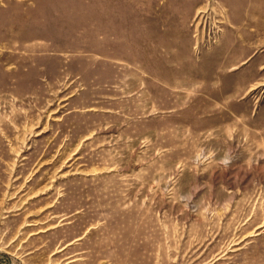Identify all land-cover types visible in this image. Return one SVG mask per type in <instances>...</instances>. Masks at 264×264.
<instances>
[{"label": "rangeland", "instance_id": "obj_1", "mask_svg": "<svg viewBox=\"0 0 264 264\" xmlns=\"http://www.w3.org/2000/svg\"><path fill=\"white\" fill-rule=\"evenodd\" d=\"M0 264H264V0H0Z\"/></svg>", "mask_w": 264, "mask_h": 264}, {"label": "clouds", "instance_id": "obj_2", "mask_svg": "<svg viewBox=\"0 0 264 264\" xmlns=\"http://www.w3.org/2000/svg\"><path fill=\"white\" fill-rule=\"evenodd\" d=\"M227 162H228L227 160L224 161V163H227Z\"/></svg>", "mask_w": 264, "mask_h": 264}]
</instances>
